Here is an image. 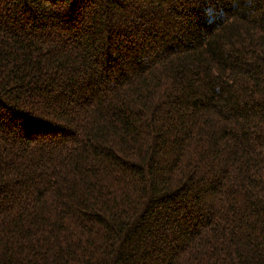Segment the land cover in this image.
Here are the masks:
<instances>
[{
  "label": "trees",
  "instance_id": "16d2710c",
  "mask_svg": "<svg viewBox=\"0 0 264 264\" xmlns=\"http://www.w3.org/2000/svg\"><path fill=\"white\" fill-rule=\"evenodd\" d=\"M0 264H264V0H0Z\"/></svg>",
  "mask_w": 264,
  "mask_h": 264
}]
</instances>
